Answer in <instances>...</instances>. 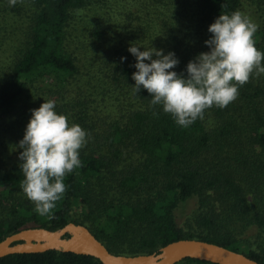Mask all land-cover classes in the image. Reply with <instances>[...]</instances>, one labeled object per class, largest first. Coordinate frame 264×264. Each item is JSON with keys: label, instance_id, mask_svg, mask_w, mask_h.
<instances>
[{"label": "trees", "instance_id": "1", "mask_svg": "<svg viewBox=\"0 0 264 264\" xmlns=\"http://www.w3.org/2000/svg\"><path fill=\"white\" fill-rule=\"evenodd\" d=\"M234 11L259 26L255 46L264 52V0H0V241L27 227L76 222L117 254L198 238L264 264V74L185 128L153 106L146 89L136 93L128 51L135 43L173 52L172 70L186 77L189 61L210 51L209 26ZM48 100L88 135L82 166L40 216L21 188L17 145L31 110ZM0 264L103 263L48 250L9 254Z\"/></svg>", "mask_w": 264, "mask_h": 264}, {"label": "clouds", "instance_id": "2", "mask_svg": "<svg viewBox=\"0 0 264 264\" xmlns=\"http://www.w3.org/2000/svg\"><path fill=\"white\" fill-rule=\"evenodd\" d=\"M9 3L15 6L17 0ZM258 27L240 11L219 15L208 28L212 36L205 44L210 51L189 61L186 77L172 70L179 64L175 53L164 54L154 47L140 51L141 47L133 43L128 51L136 58L137 71L132 74L136 93L141 87L146 89L151 104L161 105L185 128L197 119L203 120L205 111L213 106L226 108L254 73L264 74V52L257 49L254 40ZM55 107V101L48 100L32 109L23 139L17 145L22 149L21 188L40 216L49 215L63 198L64 179L82 166L80 150L87 143L86 131L77 124L70 125L67 116L57 114Z\"/></svg>", "mask_w": 264, "mask_h": 264}, {"label": "water", "instance_id": "3", "mask_svg": "<svg viewBox=\"0 0 264 264\" xmlns=\"http://www.w3.org/2000/svg\"><path fill=\"white\" fill-rule=\"evenodd\" d=\"M48 250L91 255L103 264H177L186 258L215 264H261L244 253L198 238L177 239L152 253L117 254L86 225L76 222L54 230L42 226L27 227L0 241V257Z\"/></svg>", "mask_w": 264, "mask_h": 264}, {"label": "rangeland", "instance_id": "4", "mask_svg": "<svg viewBox=\"0 0 264 264\" xmlns=\"http://www.w3.org/2000/svg\"><path fill=\"white\" fill-rule=\"evenodd\" d=\"M195 206H196V199L189 201V203L187 204V206H186L185 208H183V209L180 208V209L177 211L179 217L181 218V217L185 216V215H186L187 213H189L192 209H194Z\"/></svg>", "mask_w": 264, "mask_h": 264}]
</instances>
